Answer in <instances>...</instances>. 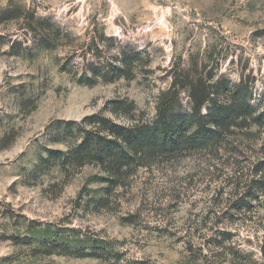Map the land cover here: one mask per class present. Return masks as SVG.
Returning a JSON list of instances; mask_svg holds the SVG:
<instances>
[{
	"label": "rangeland",
	"instance_id": "1",
	"mask_svg": "<svg viewBox=\"0 0 264 264\" xmlns=\"http://www.w3.org/2000/svg\"><path fill=\"white\" fill-rule=\"evenodd\" d=\"M122 54L129 80L78 83ZM198 77L261 123L119 179L58 160L91 116L153 120L173 80L187 112ZM0 264H264V0H0Z\"/></svg>",
	"mask_w": 264,
	"mask_h": 264
},
{
	"label": "trees",
	"instance_id": "2",
	"mask_svg": "<svg viewBox=\"0 0 264 264\" xmlns=\"http://www.w3.org/2000/svg\"><path fill=\"white\" fill-rule=\"evenodd\" d=\"M127 59L122 54L118 64L110 65V72H103V67H96L91 70L90 78L78 83L92 86L99 80L107 83L122 78L129 80V74L124 71L131 64ZM176 85V80H173L169 90L159 95L155 116L151 121L137 122L128 118V124L122 125L101 115L89 117L87 122L93 128L84 130L79 143L61 153L58 160L76 167L94 163L109 177L119 179L132 166H142L144 161L184 151L213 148L230 135L233 129H242L251 122L261 123L262 115L256 114L257 107L250 104L251 93L249 90H241L240 83L225 86L223 90L227 97L220 102V82L208 84L201 77L192 78L187 86V112L178 110L179 91ZM111 104L115 113L123 111L129 114L134 111L132 103L114 101ZM79 243H82L79 250L67 253L82 258L90 257L85 254L86 249L105 251L88 240Z\"/></svg>",
	"mask_w": 264,
	"mask_h": 264
}]
</instances>
